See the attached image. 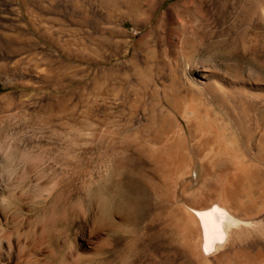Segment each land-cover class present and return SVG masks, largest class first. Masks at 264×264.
<instances>
[{
  "label": "rangeland",
  "instance_id": "obj_1",
  "mask_svg": "<svg viewBox=\"0 0 264 264\" xmlns=\"http://www.w3.org/2000/svg\"><path fill=\"white\" fill-rule=\"evenodd\" d=\"M148 1L0 0V116H14L0 120V145L20 158L27 139L30 162L45 165L42 187L31 174L28 238L11 237L5 264H203L186 219L214 203L242 222L210 264H264V0H166L161 14L176 4L197 26L178 47L123 28ZM189 65L219 79L218 97ZM187 107L240 156L211 154L214 135L189 125ZM177 141L189 154L176 162L152 155ZM21 219L0 212L5 227Z\"/></svg>",
  "mask_w": 264,
  "mask_h": 264
},
{
  "label": "bare ground",
  "instance_id": "obj_2",
  "mask_svg": "<svg viewBox=\"0 0 264 264\" xmlns=\"http://www.w3.org/2000/svg\"><path fill=\"white\" fill-rule=\"evenodd\" d=\"M165 1L166 0L148 1L146 5L147 7L145 6L146 10L142 12L141 21L140 20L138 21L136 19H129L128 21L123 20L122 21L123 28L125 29L127 22L132 23L133 26L135 27V30L139 31L142 37H147L151 40H155L158 46L162 44L166 46L169 45V46L178 47L177 46L178 43L184 44L183 43L184 34L187 33L190 28H192V31H194L195 27L197 26L192 25L193 24L192 22H189L188 20L184 18L183 12L179 10V7H178L179 5L175 4L168 11L161 14L160 11L163 7V4H165L164 3ZM170 27L175 29V35L171 37H169ZM124 29H121L120 33L122 35L127 34L124 31ZM198 33L199 32H197V34ZM186 74L194 82V84L200 88V92H206V93H209L212 95L214 94L217 96V94L220 93L222 89L221 88L222 84H220L219 79H217L215 75L211 73L210 71H208V69H206L205 67L199 68V67H195V65L194 66L189 65L187 68ZM181 91H177V94L176 93L175 94L178 97L183 98ZM197 108L187 107L184 112V118L186 119V121H188L190 126L195 125V127L199 131L203 132L204 134L209 131L210 134L214 135L216 139L215 141L216 145L210 148L209 152L217 156H230V157L234 156L235 158L237 156L239 157L240 150H238V148L235 147L234 142H233V140L235 139H231L230 137H228L226 132L211 131L213 128L212 127L213 124L211 125L209 123L208 121L209 116L207 115L206 117L205 115L203 116L204 117L203 118L200 112L197 110ZM0 113H3V111L0 110ZM20 116L22 115H19V117ZM9 118H14V116L13 115L0 116V120L2 122L7 121ZM182 138L183 137L181 136L179 137V139H182ZM22 142H23V150L21 153L22 156L20 158L16 157V153H18V147L15 144L14 145L11 144V146H8V147L4 146L5 145L4 143H3L4 144L3 147L0 145V148L2 147L0 149V212H2L5 215L10 214L12 212L14 214L16 213V214L22 215L21 222L18 226L14 224H11L10 226V224L8 223L9 225L5 227L4 225L0 224V264H5L3 260V255L6 254L9 256L11 254L12 248H11L10 243H11V237L13 235L16 234L17 239L19 240L22 237L28 238V231L26 230L25 225L28 220V203L31 197L30 193H31V174L32 172L34 171L37 174V185L39 187L43 186L44 180H45L44 160L41 157H38L35 163L30 162V159L27 157L28 155L25 154L28 151L27 150V139H24ZM184 144H185V141L184 143L182 141H177L174 144L169 143L168 145H164L161 148L154 149V151L152 152V155L156 159H159V160L164 161L167 159L172 162H176L179 158H183L185 156L184 155L185 152H186V155L189 154V149H184ZM262 146L264 147V145ZM17 163L22 167L20 173L18 174L16 172ZM226 196H227V193H226ZM228 207H226L225 205L221 203H216V204L214 203L213 206L208 209H205V210L196 209L194 211V217L189 215L188 218L186 219V226H187L188 231H190L189 240H188L189 248L192 254L194 253V254L201 256L200 254L202 253L204 258H206L205 261L203 260L204 261L203 264H210L209 259L207 260L208 258L207 256L221 249L224 246V244L227 242V235H228V231L230 230V228L242 222L236 219L231 214ZM195 219L198 220L199 222L198 224L200 225V230L202 232L201 234L202 243L200 244V248L199 246H195L192 244L191 230H193L197 225ZM246 224L248 225L251 223L246 222ZM22 227H24V230H22ZM7 242L10 246L9 248L5 249L6 245L4 246V243L6 244ZM26 247H27L26 245L20 244V252H23V253L26 252ZM224 256L228 260L240 259L238 252H234L232 255L225 254ZM261 257H262V253L258 254V256L255 259L261 260Z\"/></svg>",
  "mask_w": 264,
  "mask_h": 264
}]
</instances>
